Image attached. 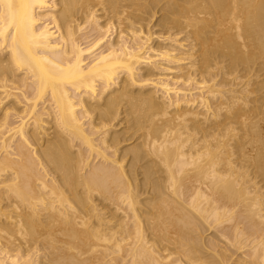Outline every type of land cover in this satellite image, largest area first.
Instances as JSON below:
<instances>
[{
    "label": "bare ground",
    "instance_id": "6f19581e",
    "mask_svg": "<svg viewBox=\"0 0 264 264\" xmlns=\"http://www.w3.org/2000/svg\"><path fill=\"white\" fill-rule=\"evenodd\" d=\"M0 264H264V0H0Z\"/></svg>",
    "mask_w": 264,
    "mask_h": 264
}]
</instances>
